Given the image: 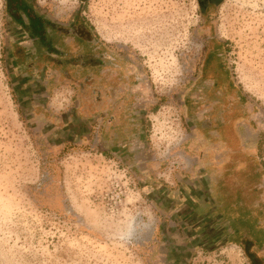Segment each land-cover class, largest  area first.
Instances as JSON below:
<instances>
[{
    "label": "rangeland",
    "instance_id": "374dc122",
    "mask_svg": "<svg viewBox=\"0 0 264 264\" xmlns=\"http://www.w3.org/2000/svg\"><path fill=\"white\" fill-rule=\"evenodd\" d=\"M25 1L57 27L0 0V264H264V0Z\"/></svg>",
    "mask_w": 264,
    "mask_h": 264
},
{
    "label": "trees",
    "instance_id": "16d2710c",
    "mask_svg": "<svg viewBox=\"0 0 264 264\" xmlns=\"http://www.w3.org/2000/svg\"><path fill=\"white\" fill-rule=\"evenodd\" d=\"M6 9L16 22L20 23L25 29L28 30L30 38L33 41H37L39 45H43L46 42L45 28L47 26H53L54 28L57 27L55 24L50 23L41 15L37 14L25 0H6ZM242 246L247 257L257 263L259 258L256 253L251 250L252 244L249 242V240L243 242Z\"/></svg>",
    "mask_w": 264,
    "mask_h": 264
},
{
    "label": "flooded vegetation",
    "instance_id": "af4514ba",
    "mask_svg": "<svg viewBox=\"0 0 264 264\" xmlns=\"http://www.w3.org/2000/svg\"><path fill=\"white\" fill-rule=\"evenodd\" d=\"M197 2L203 10H207L210 7H213V8L220 7L223 3V0H197ZM77 30H78V34L80 36H82V37L88 36L87 30H84L82 26L79 27ZM251 264H256V263L254 260H251Z\"/></svg>",
    "mask_w": 264,
    "mask_h": 264
},
{
    "label": "crops",
    "instance_id": "0c3cea01",
    "mask_svg": "<svg viewBox=\"0 0 264 264\" xmlns=\"http://www.w3.org/2000/svg\"><path fill=\"white\" fill-rule=\"evenodd\" d=\"M226 132H228V130H226Z\"/></svg>",
    "mask_w": 264,
    "mask_h": 264
}]
</instances>
